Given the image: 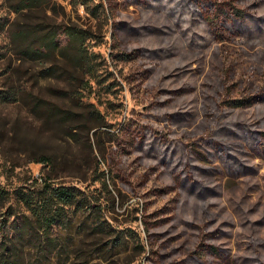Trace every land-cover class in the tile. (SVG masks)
Masks as SVG:
<instances>
[{
  "label": "rangeland",
  "instance_id": "rangeland-1",
  "mask_svg": "<svg viewBox=\"0 0 264 264\" xmlns=\"http://www.w3.org/2000/svg\"><path fill=\"white\" fill-rule=\"evenodd\" d=\"M217 1L249 12L255 35L218 41L206 31L202 50L184 48L198 27L181 0H48L46 12L25 13L0 0V90H20L19 100H0V182L51 175L97 203L53 228L48 264H264V148L231 133L264 131V101L234 106L264 89V27L252 17L264 20V0ZM176 7L190 11L182 28L171 24ZM30 18L56 28L61 43L67 25L86 29L90 72L59 55L18 58L10 30ZM150 23L163 33L147 31ZM55 101L70 109L67 119L47 110ZM225 146L238 156L233 165L252 169L230 173ZM96 216L110 236L90 233ZM114 236L121 243L111 249ZM39 245L26 252L35 264Z\"/></svg>",
  "mask_w": 264,
  "mask_h": 264
},
{
  "label": "trees",
  "instance_id": "trees-1",
  "mask_svg": "<svg viewBox=\"0 0 264 264\" xmlns=\"http://www.w3.org/2000/svg\"><path fill=\"white\" fill-rule=\"evenodd\" d=\"M12 1L14 9L21 13L35 9L47 11L44 3L48 2V0ZM181 1L186 3L185 7H190L193 25L198 27V29H195L191 39H188L184 48L189 46L202 50L204 45H200L199 41L205 40L204 44H207L206 31L213 33L218 41L225 39L227 36L226 32L230 31L246 36H252L256 33H253V28H251L250 24H247L249 12H246L240 6L226 5L217 0ZM189 13L190 11H180L178 7L170 9V14H173L175 19L171 24L182 28ZM252 17H255V28L261 32L264 27L263 18L255 14ZM201 23H203V26ZM150 24L149 27L145 28L147 31L163 33L159 26ZM206 25L208 30L207 28L205 29ZM132 29L137 32L142 31L138 26H132ZM64 30L67 39L66 42L61 43L59 32L56 28L45 26L44 20L30 18L23 26L19 25L10 30L12 49L17 54V57L22 59H39L50 55L55 57L58 55L64 56L76 72H90V55L94 52L88 51L87 40L91 35L86 29L75 24L67 25ZM188 31L184 30L183 34L185 36L188 35ZM2 55L0 53V57ZM52 72L53 70L51 71L50 68L47 75H51ZM19 99L20 90L12 89L6 92L0 90L1 101H17ZM38 101L49 102L45 98H38ZM234 101V106L236 107L251 106L258 101H264V89L257 99L248 102L242 99H234ZM47 110L59 114L61 119H67L71 112L70 109L56 101L52 105L47 106ZM231 133L232 136L243 141L244 145L248 143L254 149L264 148V131L251 132L246 128L243 129L242 133L235 131ZM251 133H253V136H250ZM258 135L262 139H257ZM214 145L216 148L224 146L220 141H215ZM149 150L151 151L152 149ZM196 152L200 155L199 159L201 160L210 156L207 152L205 153L201 150H196ZM169 153L170 148L168 147L165 150L166 158ZM241 153L239 150V154ZM219 156L233 175L252 169L251 166L245 163V165L243 164L244 166L239 164V167L233 165V161L237 163L238 156L231 151V148H227V152H221ZM38 160L51 163V156L42 154L38 157ZM105 184L107 185L106 181ZM96 204L93 196L85 193L79 186L56 182L51 175L40 174L32 177L31 180L27 178L15 188H10L0 182V264H35L31 260V256L27 258L26 252L30 251L32 243L37 241L40 244V262L48 264V261H51L50 253L53 246L57 244L52 236L53 228L58 225L71 226L76 216L80 218L87 210L97 207ZM106 223H108L106 219L96 216L93 224L90 225V233L98 237L110 236L112 228L110 224L107 225ZM116 237L118 236L112 237L107 242L109 248L119 247L121 241L120 243L117 242ZM107 244L99 245L95 249L106 248Z\"/></svg>",
  "mask_w": 264,
  "mask_h": 264
}]
</instances>
